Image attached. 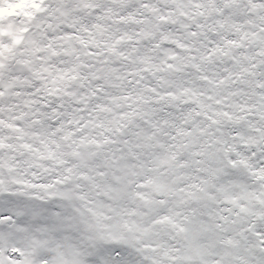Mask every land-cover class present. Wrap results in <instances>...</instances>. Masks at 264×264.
<instances>
[{
	"label": "snow or ice",
	"instance_id": "6c2138e0",
	"mask_svg": "<svg viewBox=\"0 0 264 264\" xmlns=\"http://www.w3.org/2000/svg\"><path fill=\"white\" fill-rule=\"evenodd\" d=\"M0 264H264V0H0Z\"/></svg>",
	"mask_w": 264,
	"mask_h": 264
}]
</instances>
